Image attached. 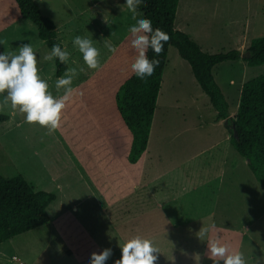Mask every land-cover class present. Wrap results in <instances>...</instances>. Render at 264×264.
<instances>
[{"label":"rangeland","instance_id":"obj_1","mask_svg":"<svg viewBox=\"0 0 264 264\" xmlns=\"http://www.w3.org/2000/svg\"><path fill=\"white\" fill-rule=\"evenodd\" d=\"M35 1L56 24L58 38L63 44L66 43L64 47L71 54L67 62L68 69L83 68L84 71L74 78L73 94L62 112L60 127L51 133L38 123H27L24 114L18 109L13 110L10 103L4 104L3 95H0V114L9 117L7 121L0 122V174L6 178L23 175L35 189L57 195V199L47 208L50 221L10 239L12 249L5 253L2 259L5 262L0 261V264H86L89 257L85 260L82 253L91 255L94 251L99 252L108 247L106 244L109 242L123 241L122 232L114 230V227L111 229L109 215L95 213L91 207L88 171L83 169V174L76 171L75 148L80 140L85 143L91 141L94 132L107 129L110 120L115 123L120 118L115 96L123 81L132 75L130 64L136 53L134 50L127 61L116 55L119 45L126 37L121 31L119 19H131L132 13L124 5L125 0ZM198 2H202L204 8L188 12V0H179L175 27L188 33L204 51L219 53L238 49L243 53L252 39L264 37V0ZM233 14H239L235 21L239 23L228 25ZM36 27L31 21L22 18L14 0H7V3L6 0H1L0 40L4 41V45L0 44V52L5 49L15 50L23 43H31L37 53L40 74L56 95L55 61L40 63L41 52L50 50L39 37ZM76 35L91 39L99 49L98 69H88L82 54L73 48L72 39ZM105 40L116 48L114 53L105 47ZM170 48L171 52L175 51L179 56L175 47ZM173 61V53H170V64L166 70L168 80L172 74L170 65ZM214 74L228 97L230 110H233L238 85L264 75V64L249 66L242 59L225 61L214 67ZM231 78L236 85L230 89V95L228 84ZM189 85L190 90L186 96L195 103L187 106V113L193 115V123L196 125L200 114L196 110L199 106L197 102L201 103L206 95L194 77ZM60 94H63L62 90ZM76 94L78 97H75ZM165 95L166 87L161 94V102ZM89 98L93 99V112L99 114L94 116L83 111L72 113V110L80 106L86 108L85 101ZM93 237L101 244L102 250L90 247ZM78 244L82 245V250L78 249ZM112 250L113 254L106 264H113L121 256L119 246ZM159 259L157 256L156 262ZM165 264H169L168 258Z\"/></svg>","mask_w":264,"mask_h":264},{"label":"crops","instance_id":"obj_2","mask_svg":"<svg viewBox=\"0 0 264 264\" xmlns=\"http://www.w3.org/2000/svg\"><path fill=\"white\" fill-rule=\"evenodd\" d=\"M187 8L188 12H197L204 5L198 0H188ZM238 16L233 14L228 25L238 24L235 22ZM131 19H119L126 37L116 55L126 61L134 51L128 33L134 22L133 19L130 22ZM170 47L148 145L140 159L136 163L129 160L133 136L120 117L115 123L110 120L107 129L94 132L91 141L78 142L75 169L82 174L83 169L88 171L91 207L95 213L109 215L111 229L120 230L123 241L136 234L154 241L161 252L157 253L160 259L155 264H165L167 258L169 264H213L208 258L207 241H202L209 238L229 244L233 250L244 253L247 264H255L264 255L261 252L264 246V188L250 170L248 160L236 151L225 127L227 120L218 118L205 92L206 98L197 102L199 123H193L187 106L195 102L186 95L195 76L190 64L177 56V52H171ZM170 53L174 61L168 80L166 70ZM232 79L228 84L229 93L236 85ZM242 86V83L238 85L235 108L230 110V116L237 113ZM164 87L166 95L161 102ZM92 101V98L87 99L86 108L80 106L72 113L99 114L93 112ZM78 245L82 250V245ZM106 245L115 248L119 242ZM90 247L102 250L95 237ZM10 249L9 240L0 243L1 262H5L2 259ZM82 255L85 260L90 257V254Z\"/></svg>","mask_w":264,"mask_h":264},{"label":"trees","instance_id":"obj_3","mask_svg":"<svg viewBox=\"0 0 264 264\" xmlns=\"http://www.w3.org/2000/svg\"><path fill=\"white\" fill-rule=\"evenodd\" d=\"M16 2L22 18L37 26L39 37L50 50L53 43H61L54 21L42 12L35 0ZM178 4L179 0H146L137 9L151 19L153 28L164 30L170 39L157 57L160 64L153 75L142 80L132 74L115 96L117 111L133 136L129 160L136 163L147 148L168 49L173 46L190 64L195 79L217 110L218 118L227 120L225 127L231 134L233 146L248 160L250 170L264 188V75L243 84L237 113L230 116L229 103L213 73L214 67L225 61L243 59L249 66L264 64V37L252 39L244 55L238 49L206 52L188 33L175 28ZM61 47L64 48L62 43ZM147 55L152 58L154 53L149 49ZM54 60L59 78L68 64ZM7 120L8 115L0 114V122ZM56 198L54 192L35 189L23 175L6 178L0 174V243L47 224L50 221L47 208Z\"/></svg>","mask_w":264,"mask_h":264},{"label":"clouds","instance_id":"obj_4","mask_svg":"<svg viewBox=\"0 0 264 264\" xmlns=\"http://www.w3.org/2000/svg\"><path fill=\"white\" fill-rule=\"evenodd\" d=\"M145 2L146 0H125L124 3L132 13L134 21L128 28L130 44L136 53L130 68L132 73L142 80L153 75L155 68L160 64L157 57L170 39L169 34L164 30L158 27L153 28L151 19L137 14V9ZM105 21L111 25L106 19ZM0 44L4 45V41L0 40ZM72 46L82 54L88 69L100 67L98 59L100 52L91 39L76 35L72 39ZM105 47L109 52L116 51V48L107 41H105ZM149 49L154 53L152 58L147 55ZM70 55L66 47H61V43H53L50 51L41 52L40 63L54 59H58L61 63H67ZM83 71V68H70L63 76L57 78L55 81L57 94L54 95L47 80L40 74L37 53L31 43H23L15 50L5 49L0 52L2 102L10 103L13 110L18 109L20 113L24 114L27 123H38L51 133L59 129L62 112L73 94V80ZM61 90L62 95L60 94ZM202 241H207L208 258L212 260L213 264H221V262L223 264H247L243 252L233 250L229 244L223 243L220 239L209 238ZM119 247L121 256L113 264H155L156 254L161 253L152 239L141 234L132 235L123 242L119 241ZM261 252L264 253V246L261 247ZM112 254L113 250L110 247L99 252L94 251L86 264H106ZM255 264H264V255H261Z\"/></svg>","mask_w":264,"mask_h":264},{"label":"water","instance_id":"obj_5","mask_svg":"<svg viewBox=\"0 0 264 264\" xmlns=\"http://www.w3.org/2000/svg\"><path fill=\"white\" fill-rule=\"evenodd\" d=\"M233 129H234V126H233ZM234 135L236 136V131L234 130Z\"/></svg>","mask_w":264,"mask_h":264}]
</instances>
